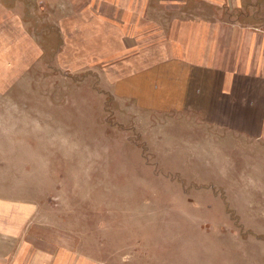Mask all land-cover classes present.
<instances>
[{
    "label": "rangeland",
    "instance_id": "rangeland-1",
    "mask_svg": "<svg viewBox=\"0 0 264 264\" xmlns=\"http://www.w3.org/2000/svg\"><path fill=\"white\" fill-rule=\"evenodd\" d=\"M7 2L0 194L36 201L43 226L94 264H264V136L169 109L140 79L159 70L183 20L142 15L143 33L125 36L110 3L105 24L94 5L90 28L78 12L69 28L53 0ZM198 7L206 33L234 9Z\"/></svg>",
    "mask_w": 264,
    "mask_h": 264
},
{
    "label": "crops",
    "instance_id": "crops-1",
    "mask_svg": "<svg viewBox=\"0 0 264 264\" xmlns=\"http://www.w3.org/2000/svg\"><path fill=\"white\" fill-rule=\"evenodd\" d=\"M201 1L234 9L216 12L218 21L211 23V33H206L202 29L205 15L198 7ZM4 3L8 4L7 0H0L2 7ZM103 3L114 5L120 35H141L145 25L142 15L156 16L160 24L166 18L183 20L176 27L181 39L172 45L168 56L153 62L159 70L140 77L146 84H154L147 85L148 98H160L169 109L198 112L216 125L249 137L264 136V0H53L49 4L67 12V27H73L72 13L78 12L81 27L90 28L91 6L96 5L99 11L95 14L98 27L107 21L101 15L108 8ZM5 9L1 17L22 19L21 11L11 15ZM186 34L193 36V43L182 41ZM208 41L207 52L203 46ZM207 86L212 95L205 93ZM237 99L236 104L231 102ZM39 212L36 201L0 194V264H94L89 256L61 245L57 234L43 226Z\"/></svg>",
    "mask_w": 264,
    "mask_h": 264
}]
</instances>
